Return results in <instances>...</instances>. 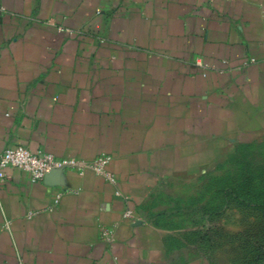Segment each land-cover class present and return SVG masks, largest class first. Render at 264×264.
Instances as JSON below:
<instances>
[{"label":"crops","instance_id":"1","mask_svg":"<svg viewBox=\"0 0 264 264\" xmlns=\"http://www.w3.org/2000/svg\"><path fill=\"white\" fill-rule=\"evenodd\" d=\"M250 144L264 0H0V150L77 161L5 169L0 264H202L171 205Z\"/></svg>","mask_w":264,"mask_h":264},{"label":"rangeland","instance_id":"2","mask_svg":"<svg viewBox=\"0 0 264 264\" xmlns=\"http://www.w3.org/2000/svg\"><path fill=\"white\" fill-rule=\"evenodd\" d=\"M214 175L171 205L184 238L202 264H264V144L234 148Z\"/></svg>","mask_w":264,"mask_h":264},{"label":"built area","instance_id":"3","mask_svg":"<svg viewBox=\"0 0 264 264\" xmlns=\"http://www.w3.org/2000/svg\"><path fill=\"white\" fill-rule=\"evenodd\" d=\"M197 64L201 65L200 62ZM109 155L100 154L91 162L92 169L108 180L113 178L105 171ZM17 168L28 175L32 182L45 180L48 176L62 169H75L77 161L73 158H61L42 150H32L25 145L8 146L0 150V182L7 179L5 169ZM57 201V200H55Z\"/></svg>","mask_w":264,"mask_h":264}]
</instances>
